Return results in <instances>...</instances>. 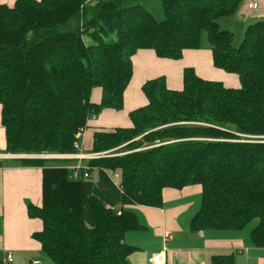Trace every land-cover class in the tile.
Here are the masks:
<instances>
[{
  "label": "trees",
  "instance_id": "1",
  "mask_svg": "<svg viewBox=\"0 0 264 264\" xmlns=\"http://www.w3.org/2000/svg\"><path fill=\"white\" fill-rule=\"evenodd\" d=\"M241 2L161 0L163 21L121 0L0 6L6 154L75 152L89 120L124 109L133 57L141 50L179 60L201 48L206 32L214 67L240 80L239 88H228L188 68L182 90L170 89L165 78L146 82L147 104L130 112V127H90L91 152L124 145L121 152H135L92 161L88 180L73 181L68 168L45 161H23L43 168V206L28 204V213L43 221L33 237L51 264H131L138 249L125 236L141 229L131 207H160L165 189L192 185L203 189L193 231L254 225L251 241L264 249V143L235 142L241 135L264 136V20L248 26L237 49L233 32L218 23L234 16ZM106 172H119L122 191ZM211 264H235V254L215 255Z\"/></svg>",
  "mask_w": 264,
  "mask_h": 264
},
{
  "label": "crops",
  "instance_id": "2",
  "mask_svg": "<svg viewBox=\"0 0 264 264\" xmlns=\"http://www.w3.org/2000/svg\"><path fill=\"white\" fill-rule=\"evenodd\" d=\"M17 1L0 0V6L13 7ZM121 3L125 8L141 5L154 13L163 10L161 0H121ZM246 3L247 0H242L235 15L228 18L229 28L226 27V30L240 32L242 28L245 30L249 25L264 20V0H258L259 9L249 14H246ZM133 65L134 76L125 94L124 104V108L127 105L130 107L129 110H106L103 116H96V120L90 122L84 147L79 152L96 153L89 150L90 127L112 130L131 126L129 114L147 104L142 86L150 80L165 78L170 89L182 90L184 72L192 68L203 79L208 80L216 73L226 79L227 87H240L236 75H225L214 67L212 51L202 46L198 50L186 51L179 60L159 58L152 50H141L133 57ZM100 97V90L92 95L96 102ZM140 103L145 104L137 106ZM123 114L128 126H111L109 117ZM6 147L0 105V161L3 163L0 166V261L4 264L7 256L13 255L11 264H29L34 259L45 262L41 257L42 245L33 237L44 229L43 221L31 218L28 213V204L43 206V168L23 165L5 153ZM106 173L111 179L119 175L118 183H121L119 172ZM202 193L200 185L182 190L167 188L163 191L160 207L132 206L141 229L125 236L127 244L138 249L129 257L131 264H151L149 260L154 253L164 254L163 264H211L213 256L232 253L235 254V264H264V249L253 245L248 231L192 230V222L202 207ZM165 235L171 236L168 242H165Z\"/></svg>",
  "mask_w": 264,
  "mask_h": 264
},
{
  "label": "rangeland",
  "instance_id": "3",
  "mask_svg": "<svg viewBox=\"0 0 264 264\" xmlns=\"http://www.w3.org/2000/svg\"><path fill=\"white\" fill-rule=\"evenodd\" d=\"M94 1L95 0H87L86 4L87 5L88 4L89 5L93 4ZM152 14L155 16V18L158 21H163L165 19V15H164L163 10H160V12H156V13L152 12ZM218 23H219L221 29H226V27L229 28V19L228 18H220L218 20ZM245 30H244V28H242L240 30V32L239 31L235 32L234 29H232V31H233V47L235 49L240 47V45H241V43L243 41L244 35H245ZM201 46L206 48V49H210V44H209L208 36H207L206 32L203 33ZM218 71L221 72V73H224L225 75L229 74V73H227L225 71H221V70H218ZM229 75H231V74H229ZM208 80H212V81H215V82H221L227 87V84L225 83L226 79L223 78V77L218 76V74H216V73H215V75H212V76L208 77ZM97 93H99V90L97 91ZM144 104L145 103H142L141 105L138 104L137 106H142ZM129 108L130 107L127 105V106H125L123 111L129 110ZM103 115H104L103 112H101L98 116L100 117V116H103ZM109 122L111 123V126H123V127L128 126V125H126V122H125V114H123L121 116H116V117L115 116H110L109 117ZM91 137H92V131L89 134V139H91V141H92ZM240 138H241V140H237L235 142L264 143V136L255 137V136H242L241 135ZM138 139H140V138H138ZM77 142L78 141H76L75 144ZM80 146L82 148L84 147V141H80ZM120 147H122V146H120ZM89 148H90L89 150H93V146H92V148L91 147H89ZM117 148H119V147H117ZM117 148H114V149H117ZM145 148L146 147H142V148H139V150L136 149V151L143 152V150ZM114 149H110V150H107V151H105V150L104 151H99L97 153L109 152V151H112ZM74 150H75V152H73V153L22 152V153L10 154V155L13 156L15 160H19L22 163H23V161H45V162H47V165L50 166V167L68 168L67 170H68V173H69L70 172L69 168L74 167L76 162L73 161V160H68L66 158H62V157L65 156V155H69V154H75L81 149L80 148H76L74 146ZM132 152H135V151H130V152L126 153V155L131 154ZM49 156H53V158L52 159H45L46 157H49ZM56 157H58V158H56ZM99 160L100 159H94V160H88V161L87 160H83L82 163H84V165H90L92 161H99ZM252 226H254V225L249 226L244 231H246V232L248 231V233H249L251 228H252ZM41 257H42V260H45V262L47 264H51V261L44 254ZM36 260H39V259H36ZM29 264H31V263H29Z\"/></svg>",
  "mask_w": 264,
  "mask_h": 264
},
{
  "label": "built area",
  "instance_id": "4",
  "mask_svg": "<svg viewBox=\"0 0 264 264\" xmlns=\"http://www.w3.org/2000/svg\"><path fill=\"white\" fill-rule=\"evenodd\" d=\"M259 9V3L258 0H247L246 3V14H249L252 11ZM96 117L94 116L91 120L87 122L85 127L81 128L77 134V140L78 142L75 144L76 148H80L82 150V147L80 146V141H84V138L86 137L88 128L90 126V122L94 121ZM125 147L122 146V148ZM80 151V150H79ZM79 151L75 154H69L65 155L62 158H66L68 160H76L77 163L74 167L69 168L70 171V179L73 181H81V180H88L91 178V168L88 165H84L82 163L83 160H94V159H104V158H114L119 156H124L128 152H121L120 148H117L115 150L109 151V152H103V153H96V154H85V155H79ZM53 156L46 157L45 159H52ZM58 158V157H56ZM118 177L119 175H116L114 178H110L111 181L114 183L116 187H118L122 191V187L118 183ZM171 239L170 235H165V242H168ZM14 258L13 255H8L6 260L4 261V264H11L13 262ZM165 260V256L163 253H154L151 257L149 262L151 264H163ZM31 264H47L44 261L41 260H32Z\"/></svg>",
  "mask_w": 264,
  "mask_h": 264
},
{
  "label": "bare ground",
  "instance_id": "5",
  "mask_svg": "<svg viewBox=\"0 0 264 264\" xmlns=\"http://www.w3.org/2000/svg\"><path fill=\"white\" fill-rule=\"evenodd\" d=\"M96 120V119H95ZM120 149H122V147H119ZM115 150V149H114ZM91 154H96V153H91ZM79 155H85V153H83V152H79ZM73 161H75L76 163H77V161L76 160H73Z\"/></svg>",
  "mask_w": 264,
  "mask_h": 264
}]
</instances>
